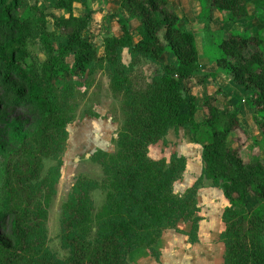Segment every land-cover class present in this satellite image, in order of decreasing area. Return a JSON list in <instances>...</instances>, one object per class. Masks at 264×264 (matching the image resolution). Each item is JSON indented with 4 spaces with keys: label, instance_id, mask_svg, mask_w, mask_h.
Here are the masks:
<instances>
[{
    "label": "trees",
    "instance_id": "16d2710c",
    "mask_svg": "<svg viewBox=\"0 0 264 264\" xmlns=\"http://www.w3.org/2000/svg\"><path fill=\"white\" fill-rule=\"evenodd\" d=\"M77 1L81 0H55L53 6L65 11L58 15L30 3V14L22 18L26 0H0V114L16 105L34 106L41 114L38 148L29 145L24 149L29 152L27 169L16 167L17 185L7 184L10 195L17 199L9 211L14 215L12 230L7 238H0V264H128L132 250L146 247L158 256L156 244L162 231L176 228L179 220L191 223L187 234L191 241L196 239L200 219L196 193L204 177L229 200L222 215L225 229L220 234L224 264H264V148L262 154L256 152L245 159L238 147L229 145L233 134L241 143L246 140L241 137L236 110L220 108L205 98V117L198 121L193 95L188 109H183L184 79L200 67L194 33L178 25V14L168 0H119V6L138 20V38L133 41L129 23L120 17V34L106 35L99 54L83 35L90 15L73 12ZM198 1L202 16H210L215 9L228 11L231 20L248 16L242 0ZM253 1L264 8V0ZM48 16L67 38L57 53L46 26ZM35 39L46 59L27 63L31 57L28 42ZM216 46L217 70L248 91L247 101L264 140L263 31H229L217 39ZM124 48L130 55L127 63L122 59ZM165 51L173 61L160 60ZM69 54L72 63L66 60ZM143 58L159 67L150 81L136 86L130 74ZM70 69L87 75L103 71L113 97L120 98L123 121L115 151L97 149L92 155L102 167V179L80 175L62 205L60 240L67 253L61 258L45 244L44 225L58 170L53 167V176L39 177V167L42 154L57 156L63 150L66 125L75 117L73 111L68 113L67 102L59 100L53 82ZM179 126L187 128L202 146L201 174L184 195L175 191L174 182L182 177L185 157L172 153L167 160L148 155L150 143ZM96 188L104 192L98 209L91 195ZM249 193L258 199L250 212L245 208Z\"/></svg>",
    "mask_w": 264,
    "mask_h": 264
},
{
    "label": "crops",
    "instance_id": "0c3cea01",
    "mask_svg": "<svg viewBox=\"0 0 264 264\" xmlns=\"http://www.w3.org/2000/svg\"><path fill=\"white\" fill-rule=\"evenodd\" d=\"M94 1L95 0H81L74 2V14L82 15L88 13L90 17L93 18L92 21L96 22L97 19L94 17L96 10H93ZM112 1L113 0H101L102 10L105 12L102 16V23H118L119 25L118 19L124 17L129 23L131 32L134 31L136 34L135 26L138 24V20L129 16L128 13L119 6V0H114L115 4ZM168 1L169 5L174 8L178 14V25L185 30L192 31L195 36V41H197L196 45H198L200 67L193 76L184 79L186 87L185 96L187 94L188 97L190 95H193L194 97L196 120L202 121L205 117V110L203 108V101L205 98H209V101L212 104L220 108L233 110V105L237 101L235 96L237 86L234 84L229 74L217 70L216 62L211 57V52L213 51L211 49L216 46L217 39L225 36L228 31H241L245 29L246 27H244V25L246 23H248L249 29L255 33L263 30L264 8L256 7L253 0H242L248 11L247 17L231 20L229 19L228 11L215 9L211 12L210 16L201 18V16H198L201 10L198 0ZM54 2L55 0H32L30 3H36L38 7L47 13H55L57 15L61 13L65 14L63 9L53 6ZM111 2L113 7H110L109 5ZM135 20L137 21V24L132 27L131 23L135 22ZM120 32L108 35H119ZM198 36L203 38V47H200L199 45ZM66 39L65 35L64 43H66ZM123 50L127 51L126 48ZM173 59L174 57L170 55L168 51H165L160 60L166 62L173 61ZM124 62L127 63V61ZM211 73L215 74L211 75ZM107 89L108 93H106L110 94L111 91L109 90V86ZM116 101L117 100L114 99L112 95H109V98H107V102L112 103L113 106H115ZM240 102H246L245 98H241ZM236 111L240 125L246 128V125H243L241 120L242 117L245 119H248V117L252 119L250 108L242 107L240 110ZM94 112L96 114H88L83 120L77 119L75 127L79 129V131L77 134L78 141L74 150L76 156L87 153L89 149L98 148L109 152H113L115 149L113 138L115 137V132L118 128V121L113 119L109 106L105 108L103 112H100L97 108L94 109ZM97 113H99V116H96ZM246 124L249 130L252 131L254 127L250 125L251 123ZM95 125L98 126V131H90L89 127ZM255 141H257V148L253 147L252 149L257 150L264 148L263 139L261 140L263 144H261L257 138ZM246 143H244V145ZM91 144L92 148L87 147L88 145L91 146ZM244 145H242V147ZM196 146L198 149L197 157L199 161H201V144L195 140L193 134H191L187 128L179 126L178 128H169L163 139L150 143L148 145V155L154 159L164 157L167 160L172 153L183 155L186 159L184 170V172H186L190 171L189 168L192 164L190 157L194 151L193 148ZM230 146L233 147L236 145ZM71 169L72 174L74 172L73 176L84 175L97 180H100L103 176L100 164L93 161L89 156L85 157L83 160L80 157V159L74 164V168ZM201 169L202 161L197 177L200 176ZM201 183L203 185L200 184L196 195L197 205L199 206L197 214L200 216L196 239L193 241L190 240L189 235L187 234L190 228L188 231H185L188 229L186 228L187 225H184L185 230H178L177 227L179 225H176V228H165L156 244L158 256H155L147 247L138 248L132 250L128 254V264H191V261L197 258L202 261L199 264H224L225 245L220 238V234L225 229V222L223 221L222 215L224 209L229 205V200L225 197L219 186H213L211 184L210 179L204 177ZM205 189L209 190V194L204 201L200 196V191ZM180 222H185V224L188 223L191 227L190 222L179 220L177 224Z\"/></svg>",
    "mask_w": 264,
    "mask_h": 264
},
{
    "label": "rangeland",
    "instance_id": "374dc122",
    "mask_svg": "<svg viewBox=\"0 0 264 264\" xmlns=\"http://www.w3.org/2000/svg\"><path fill=\"white\" fill-rule=\"evenodd\" d=\"M29 1L31 2L32 0H26L25 9L21 15L22 18L30 14ZM112 2L115 4L114 0ZM112 2L109 4L110 7H113ZM93 7V10H96V13L94 12V17L95 19H97V23L93 22V18L91 17L89 25L83 31V35L88 37L89 41H91L96 46L98 53L102 54L103 38L108 34H117L120 32V30L118 23H102V16L105 12L102 10L101 0H95L93 2ZM1 8L2 5L0 6V10ZM201 11L202 6L198 16H201V18L206 17L201 15ZM47 19L48 22L46 26L51 32V41L54 47V52L57 53L58 47L65 42V34L59 28L54 27L52 18L50 16H48ZM136 24L137 21L135 20V22L131 23V26L133 27ZM247 26L248 23L244 25V27ZM241 31L247 33H255L249 28L248 30L243 29ZM262 31L264 32V28ZM132 35L133 41H136L137 35L134 33V31H132ZM198 41L200 47H203V38L198 36ZM28 48L31 51V57H28L26 59L27 63L31 62L34 58H38L41 61L46 59V54L38 39L29 41ZM211 50H213L211 52V57L214 60L217 55V46L213 47ZM122 59L127 62L129 61L130 55L128 51L123 50ZM66 60L69 63H72V55H67ZM25 65L27 66V64ZM157 68V64L143 58L135 65L134 70L131 72L130 76L136 86L143 85L146 82L150 81L153 74L157 71ZM53 82L56 86L59 100L62 102H67L68 113H72L73 111L75 115L74 119L66 125L68 134L63 150L60 151L57 156L51 153L42 154V164L39 167V177H43L45 175L49 177L53 176V171H51L53 167H57L58 170V177L56 178L53 185L54 192L50 196V200L47 205V216L44 221V225L46 227L45 244L51 251L55 252L57 256L63 258L66 256L67 252L62 247L60 240L61 209L63 203L67 200L69 193L71 192L72 185L76 181L77 177L80 176H73L74 172L72 174L71 168H74V164L80 159V157L83 160L85 157L89 156L93 161H96L93 159L92 155L98 149H89L87 153L77 156L74 154L76 143L78 141L77 134L79 131V129L75 127V125L77 124V119L83 120L84 117L88 114H96L94 112L95 108H97L100 112H103L104 109L109 106L113 119L115 121H118V128L116 129V132L118 133V129L123 121V113L120 107V98L113 97L112 92L110 94H107L109 80L103 71L97 70L94 74L87 75L86 73H81L77 70L70 69L68 71H65L63 73V76H56L53 79ZM234 84L237 86V90L235 92L237 101L233 105V110H240L242 107L250 108L252 119H250L249 117L248 119L242 117L241 121L243 125H246V128L242 127L239 123L242 129L241 137L243 139H246L245 142L241 143V141L239 140L240 138L237 137L235 139L234 137L236 136H234L233 134V137H230L228 139V143L229 145H236L233 147H238L242 156L245 159H248V157H250V155H252L253 153L260 152L262 154L261 151L263 150V148L257 150L252 149L253 147L257 148L255 139L257 138L259 142H261L262 139L253 119L250 102L247 101L248 91L243 89L238 84ZM109 95H112V97L117 100L115 102V106H113L112 103L107 102V98H109ZM241 98H245L246 102H240ZM188 104L189 97L186 94L185 102L182 105L184 110L188 108ZM96 116H99V113H97ZM40 123L41 114L34 106L31 105L9 106L3 109L2 114H0V238H7L12 230L14 215L9 213V211H11L10 209L13 206L14 201L17 199L16 197L13 198V196L10 195L7 184H11L14 186L17 185L19 180L17 178L18 172H15L16 167L19 166V169L26 171L29 152L25 151L24 149L29 145H32L34 150L38 148V142L40 139ZM246 123H251L250 125L254 127L252 131L249 130ZM89 130L96 132L98 131V126L95 125L93 127H89ZM243 131L245 133H243ZM116 132L115 137L113 138L114 143H116ZM244 143L246 144L244 145ZM261 144L263 143L261 142ZM242 145L244 146L242 147ZM87 147L92 148V144L91 146L88 145ZM193 150L194 151L192 152V155L190 157V161H192V164L189 168L190 171L184 172L182 177L174 182V189L179 195H184L187 189L192 186V184L198 178L197 176L199 173L201 161H199L197 157V146L193 148ZM58 159H60V161ZM34 180L35 178H30L31 182H33ZM28 181L29 180H26L24 182L25 186L28 185ZM201 185L203 184L201 183ZM199 187L200 185H198L197 187V192L199 190ZM208 194V189L200 191V196L204 201L207 199ZM91 195L93 203L98 209L103 203L104 192L100 188H96L91 191ZM256 204H258V199L252 193H249L245 200L246 211H252L255 208ZM177 225H179L177 227L178 230H185L184 225H187L186 228H188L185 231H188L189 228H191L190 224H185V222H180ZM200 262L202 261L197 258L191 261V264H199Z\"/></svg>",
    "mask_w": 264,
    "mask_h": 264
}]
</instances>
